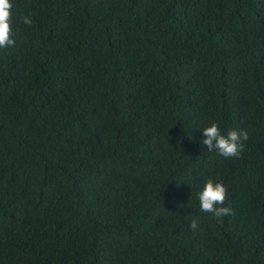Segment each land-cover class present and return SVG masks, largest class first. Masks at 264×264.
<instances>
[{"label": "trees", "instance_id": "obj_1", "mask_svg": "<svg viewBox=\"0 0 264 264\" xmlns=\"http://www.w3.org/2000/svg\"><path fill=\"white\" fill-rule=\"evenodd\" d=\"M11 3L0 264H264V0ZM208 179L234 214L201 212Z\"/></svg>", "mask_w": 264, "mask_h": 264}, {"label": "clouds", "instance_id": "obj_2", "mask_svg": "<svg viewBox=\"0 0 264 264\" xmlns=\"http://www.w3.org/2000/svg\"><path fill=\"white\" fill-rule=\"evenodd\" d=\"M13 4L11 0H0V49L14 47ZM25 25L31 26L30 17L23 18ZM202 144L206 146L208 152L215 150L225 159H239L245 149V142L249 140L247 132L232 130L227 135L222 134L221 128L217 123H211L202 131ZM200 210L210 214L217 220L234 214L230 207L224 206L228 201V189L222 182H214L208 179L202 191L198 193ZM198 226L197 220H192L190 227L195 230Z\"/></svg>", "mask_w": 264, "mask_h": 264}]
</instances>
